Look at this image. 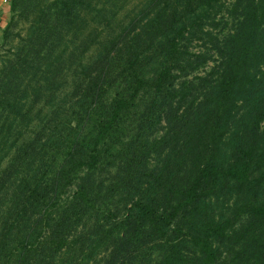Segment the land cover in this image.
<instances>
[{
    "label": "trees",
    "instance_id": "16d2710c",
    "mask_svg": "<svg viewBox=\"0 0 264 264\" xmlns=\"http://www.w3.org/2000/svg\"><path fill=\"white\" fill-rule=\"evenodd\" d=\"M10 2L3 43L17 26L16 14L30 25L21 48L0 57V120L8 126L1 128L0 163L13 149L11 167L29 160L32 168L43 149L62 150L52 181L35 165L26 175L8 168L1 178L0 190L7 180L13 190L0 251L14 264H264V238L255 247L259 258L242 260L249 244L264 236V0H233L232 29L223 35L213 31L221 0H150L138 19H146L140 32L131 35L134 18L110 38L104 31L120 0ZM93 22L92 32H101L87 41ZM183 31L192 32L185 41ZM211 60L209 70L196 74ZM72 83L76 94L85 84L90 101L75 103L86 102L91 127L34 134L38 125L29 111ZM139 105L145 110L138 127L146 134L167 121L173 135L184 127L185 141L175 143L170 178L155 184L163 172L153 171L123 215L108 222L101 200L111 186L99 173L118 168L113 156L110 163L104 156ZM53 193L56 207L30 221L28 204L52 202ZM219 200L233 206L226 207L233 219L225 218ZM12 213L17 225L8 221ZM26 220L30 225L21 227ZM42 222L48 227H39ZM11 234L16 243L6 241ZM230 251L237 257L229 259Z\"/></svg>",
    "mask_w": 264,
    "mask_h": 264
},
{
    "label": "rangeland",
    "instance_id": "374dc122",
    "mask_svg": "<svg viewBox=\"0 0 264 264\" xmlns=\"http://www.w3.org/2000/svg\"><path fill=\"white\" fill-rule=\"evenodd\" d=\"M149 1L150 0H120V2L117 4V7L115 8V10L118 12L116 19L112 21L111 27L105 28L106 30L104 31V33H106V37L110 38L116 36L117 33L123 28H126L134 18L136 19V21L134 22L136 23L137 27L135 30H133V32H131V35L140 32V28L144 26L146 19H143L141 22H139L138 19L141 18L140 16L142 14H144L143 10L145 8V5H147ZM221 1V8L219 6L218 8L216 5L214 9V11H216V24H213L215 25L213 31L215 33L223 35L232 29L233 18L230 15L231 12H229V7L231 6L233 0ZM12 14L13 12H11L10 10L3 25L2 34L0 35L2 36V38H0V57L2 58L6 57V55H10L12 51H17V47H19V49L21 48L20 38L25 36L30 25V20L26 21V19H24L23 17H18L16 14L15 19H18L17 26H12V28H10L11 35L9 36V40L6 43H3L4 28L11 20ZM183 20L184 19H181V21ZM183 23H178L177 25L181 26ZM94 27H96V25L93 22L92 26L86 31L85 38L89 35V37L86 39L87 41H89L91 36H93L94 34L98 35V31L99 33L101 32L100 28H97L95 30V33L92 32ZM169 31V28L164 29L161 31V34L163 33L165 35V33H168ZM161 34H159V36ZM191 34L192 32L189 34V32L183 31L181 34V41H185V35L187 37ZM171 35L173 34L165 37L168 39L171 38ZM194 49L198 50L199 46H194ZM213 63V60L209 61V63L205 65V67L201 68V71H196V74H204L205 71L210 69ZM76 86L77 85L74 83H72V85H67L62 90V92L59 93L55 97V99L48 105H43L44 100H42L40 105H35L32 107V109L29 111V117H33L34 121L32 122V125H38L37 127L31 129L32 131H34V134L41 133V135H45L55 127H59L57 132L70 134L74 132V128L76 125H78L79 127H84V129H89L87 123L91 127L92 123L90 118L92 117L91 115L88 116V111H85L87 109L86 102L75 103L78 98H88L90 101V97L84 95L86 93L85 84L82 85L83 89L80 88V90L77 91L78 94L74 92L75 90H77ZM109 93L112 92L109 91ZM104 98H108V95H105ZM60 100H62L61 102L63 106L60 105ZM53 103L54 105L50 106ZM138 108L140 109H133L131 111L126 122L123 124V127L118 128L114 133L111 140L112 144L114 145V150L107 152V154L104 156L106 160L105 163H110L113 159L111 156H113L116 159L115 166L118 168L116 170H113V172L110 174L107 173L106 170H102L99 173V179H103L107 182V185L111 186L109 192H107L101 200L102 206H104V208L106 209L105 214L107 215L108 222H113L114 219L123 215L126 209V202L130 201L134 194L139 193V191L141 190L140 184L142 181L145 182L147 181V179H151L153 177V171L163 172L161 176H155V184L160 182V180L170 178V175L168 173V163L171 161V158L173 156L175 143L178 142L179 145L185 141L184 127L181 128L179 134L173 135L176 134L175 130L169 126L171 124L167 123V121L156 122L153 131L152 129L149 130V132L152 131V133L149 135L146 134L145 129H141L138 127L139 121L137 120L138 115L140 114V112H143L145 108L144 106L140 107V105L138 106ZM3 119L4 118H1L0 120V133H2L1 128L6 130L8 127L7 123H4ZM155 119V121H158L157 117H155ZM25 123L26 122H24V124ZM55 136L58 135L56 134ZM61 150L62 149L60 145H54L43 149V151L45 152L43 155H37L39 159L36 160L34 165L37 169H39V175L43 174L49 176V178H47L46 180L50 179L52 181L53 173H51V171H53L55 165L58 163ZM56 152L57 154H54ZM15 155H17V152L12 149L10 150L9 154H7L1 161L0 185L4 180H1V178H5V176L8 174V168L11 169V172H13V174L19 171L18 175H26L34 167L33 165L32 168H29V160L25 163L21 161V164H23L20 166L11 167L12 158ZM12 190L13 188L9 187L8 180L5 181L0 190V197L4 196V200L0 201L1 233L6 232V230L10 226V224H4L5 218L3 217H6L5 214L7 213V209L10 207L9 200ZM54 194L55 193H53L52 195L54 196ZM103 194L104 192L102 193V195ZM55 202L56 196H54V201L52 202L45 203L44 201L34 200L32 206L28 204V212L33 213L29 215V220L31 221L34 219L35 213L37 214V217L40 211L44 208H46L48 211L54 209L56 207ZM221 205L223 206V209L221 210L225 213V218L233 219V213L230 212L231 210H228L226 208L229 207L230 209H232L233 206H229L224 200H219L217 202V206L219 207ZM217 210L219 211L220 208H217ZM17 218L18 215L12 213L8 216V221L9 223H16L14 220H16ZM245 218V216H243V218L241 216L242 220H244ZM29 220L23 222L21 227H25V225H27L28 227L30 225ZM44 223L45 222H42L39 227H42V225H44L43 227H48ZM2 227H5V230ZM257 228L258 227H255L256 231ZM251 235V238L254 239L252 233ZM263 238L264 236H262L259 240L255 238L253 243L249 244L250 246L245 252V255L242 259L243 261L246 260L248 263H252L259 258V253L255 247L262 245ZM6 241H10V243H16V236L14 234L7 235ZM232 241L234 243L236 241H239V239L233 237ZM1 244L2 242H0V245ZM247 246L248 244L246 245V247ZM235 257H237V254L234 251H230V253L228 254V258L234 259ZM232 262L239 263L238 261ZM0 264H14V261L12 262L8 254H6L4 251H0Z\"/></svg>",
    "mask_w": 264,
    "mask_h": 264
},
{
    "label": "crops",
    "instance_id": "0c3cea01",
    "mask_svg": "<svg viewBox=\"0 0 264 264\" xmlns=\"http://www.w3.org/2000/svg\"><path fill=\"white\" fill-rule=\"evenodd\" d=\"M11 0H0V35L2 34L3 25L7 19V14L10 11ZM2 38V36H0Z\"/></svg>",
    "mask_w": 264,
    "mask_h": 264
}]
</instances>
